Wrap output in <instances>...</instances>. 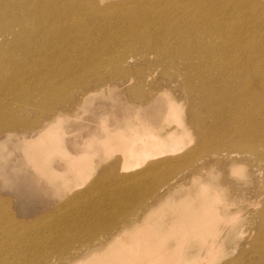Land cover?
<instances>
[{
    "label": "rangeland",
    "instance_id": "obj_1",
    "mask_svg": "<svg viewBox=\"0 0 264 264\" xmlns=\"http://www.w3.org/2000/svg\"><path fill=\"white\" fill-rule=\"evenodd\" d=\"M52 1L46 0V4ZM156 1L55 0L62 7L64 15L55 22L54 27L49 26L50 38L46 41L42 39L38 25L31 27L32 49L28 55L33 60L22 64L21 70L14 63L17 59L12 54L10 59L0 63V70L11 69L13 77L15 72L28 71L29 79L22 87L11 91L6 89L3 81L0 83V91L8 92L7 96L4 94L1 97L7 98L0 105L9 109L6 115H0L3 117L0 118V264L72 263L86 257L92 249L110 242L123 229L129 228L131 222H143V218L153 210V219L158 220L156 227L164 219L167 222H163L162 226L164 229L169 228L174 221V211L181 208V204L175 201L184 196V189L188 187L184 181L188 167L199 165L201 154L196 152L200 149L212 151L217 142H220L223 149L231 145L249 148V137L241 142L235 133L248 132L254 114H258L253 112L251 104H239L232 113V108L226 109L224 105L217 107L224 100L223 96L221 102L206 98L201 103L193 97L194 103H191L187 87L179 82V75L187 72L185 67H180L182 72H179L175 67H170L171 58L166 53L159 55L146 49L147 42L161 41L166 36H153L146 32L153 33L156 30L159 18L156 13L159 11L148 7L153 13L146 14L142 11V3L160 7V12L165 13L170 21L169 7L182 12L193 0ZM207 1L214 6L215 16L221 18V21L228 20L232 26L233 34L225 37L234 47L228 58L241 66L240 70L244 72L242 83L252 87L257 96L264 97V92L260 90L261 81H264V15L254 9V0H241V6H237L238 0ZM258 1L264 11V0ZM43 7L41 5V9ZM57 25L58 28L62 26L60 31L56 29ZM151 37L153 39L149 40ZM130 45H135L136 49H129ZM4 49L1 47L0 53L7 54ZM242 54H248L249 59H234ZM117 56L130 57L121 63L122 67L128 66L129 69L116 64L103 69L96 68L97 64ZM158 59H164L165 64L157 63ZM36 61L42 62L38 64L39 67H35V71H30L34 70L33 67L25 69V66ZM13 66H16L15 70ZM8 72L1 71L2 80ZM166 73L173 77H163ZM117 75L121 77L114 79ZM58 78H63V86L58 89L66 90L59 95L63 102L55 104L47 115L35 111V106H30L32 104L28 102L46 92L50 86L48 84H53ZM34 79L41 84L32 88L33 94L26 100V89L37 83ZM83 81L92 83L83 88ZM86 89L97 94L91 101L81 105L83 91ZM158 90L166 91L184 106V115L170 116L172 125L188 132L182 156L178 155L160 168H151L138 176L137 172L149 166L136 170L132 167L126 171L124 165L117 162V168L111 171L107 166L120 153H115L113 159L108 160L102 156L101 149H91L95 155L86 159L89 169L83 170L80 167L77 172H72L69 160L85 155L87 143L94 136L98 135L95 139H99L105 134L101 130L103 121L105 124L108 122L109 127L114 126L115 122L137 111L140 105L150 103ZM140 91L143 97L139 96ZM61 107L64 111L60 112ZM194 111L200 115H196L197 121L193 127L191 113ZM58 115L62 116L59 127L55 129L60 151L49 152V163L39 169L24 150L23 138L35 136ZM5 120L18 122L14 127H1ZM262 141L264 130L259 138L253 140L258 145L256 148H259ZM197 146L198 151L195 149ZM248 168L244 164L243 177L233 173L230 165L216 168L213 172V176L216 174L215 179L208 176L206 181L219 184L223 201L228 198L241 199V196H235V187L249 188L254 185V178L249 175ZM222 176H225V181H221ZM170 187H178L173 196L165 194ZM193 188V191L197 190L196 185ZM240 203L246 202L242 200ZM242 217L235 231L224 227L218 239L221 244L217 245L220 252L212 256L211 260L206 258L204 264H242L249 261L255 264L253 257L256 251L251 245L253 239L260 236L257 226L262 219L259 220L258 216L251 219L248 213ZM126 219L127 223L124 224ZM225 222L223 219L220 226L223 227ZM174 239H169V246L176 245ZM190 250L195 251L194 248ZM172 251L173 248L170 253H175L176 248L175 252Z\"/></svg>",
    "mask_w": 264,
    "mask_h": 264
},
{
    "label": "bare ground",
    "instance_id": "obj_2",
    "mask_svg": "<svg viewBox=\"0 0 264 264\" xmlns=\"http://www.w3.org/2000/svg\"><path fill=\"white\" fill-rule=\"evenodd\" d=\"M166 1L168 2V0H157L156 3H165ZM242 3L241 0H238L237 6H241ZM253 4L254 9L264 15L261 5L259 6V1L254 0ZM41 5H44L43 9H41ZM142 5V11L146 14L153 13L148 7H153L154 10L159 11L156 13L159 16L156 21V30L153 33L151 31L146 32L153 34V36H166V39L161 41L147 42L149 49H146H151L159 55L166 53L171 58L170 67H175L179 72H182L180 67H185L187 72L179 75V82L184 83L187 87L191 103H194L193 97L202 103L206 98H213L221 102L223 96L224 100L217 107L224 105L226 109L232 108L233 113L239 104L243 106L251 104L253 112H258V114H254V120L252 119L251 124L248 125V132L236 131L235 133L236 138L241 142L244 138L249 137L250 146L245 149L231 145L229 148L223 149L220 142H217L216 148L212 151L207 152L205 149H200L199 152H196L201 154L199 165L188 167V172L184 178L188 187L184 189V196L175 201L181 204V208L174 211L172 217L174 221L169 228L164 229L162 226L163 222L166 221L164 219L162 222L159 221L160 226L156 227L158 220L153 219L155 211L152 209L153 211L148 212V216L143 218V222L142 220L131 222L129 228L123 229L110 242L92 249L85 255L86 257L78 258L69 264H204L206 258L211 260L212 256L220 252V247L217 245L220 243H218V239L224 227L229 228L230 231H235L244 213H248L251 219H255V216H258L259 220L262 219L257 226V232L260 236L253 239L251 248L256 251L253 257L255 264H264V142L262 141L259 148H256L258 145L253 142L255 138H259V134L264 130V97L257 96V92L252 87L242 83L244 72L240 70L241 66L228 58L234 51V47L225 37L228 38L233 34L232 26L228 20L221 21L219 20L221 18L215 16L214 6L207 0H193L188 7L187 5L184 7L187 9L182 12H176L174 7H169L168 16L172 18L170 21L165 13L160 12V7L155 8L157 6L154 4L142 3ZM61 8L55 3V0L50 4H46V0H0V48L4 47V51L7 53H0V63L2 60L10 59V54L14 59H17L14 63H17L16 66L19 70L22 69V64L32 61L33 59L28 55L31 54L32 49L31 27L38 25L39 31L43 35L42 39L48 40L50 38L49 26L54 27L55 22L64 15ZM225 10L229 11V9ZM56 29L60 31L62 26L58 28L57 25ZM14 36H16V41ZM152 39L151 37L149 40ZM128 47L129 49H136L135 45ZM246 48L248 47L246 46ZM137 55L140 56L141 54ZM129 58L117 56L97 64L96 68L103 69V67L111 64L122 67L121 63L126 62ZM239 58L246 61L249 59L248 54L234 57L235 60ZM136 59L138 58L136 57ZM159 59L156 60L157 63L165 64V62L163 63L164 59ZM41 62H31L25 66V69L33 67L34 70L30 71H35V67H39L38 64ZM16 66H13L14 70ZM122 68L129 69L128 66ZM1 71L5 73L9 71L3 80L0 75V83L3 81L2 84H5L9 91L22 87L29 81L28 71L26 73L20 71L17 74L15 72L14 77L9 68L8 70H0V73ZM120 77L121 75H117L114 79ZM163 77L171 78L173 75L166 73V76ZM34 80L37 82L36 79ZM62 81L63 78H58L56 82L53 81V84H48L50 86L46 92L39 97H33L28 102L29 105L32 104L30 106H35V111L43 112L45 115L51 113L55 104L63 102L59 95L66 90L65 88L58 89L59 86H63L61 85ZM91 83V81H83L82 86L84 88L90 86ZM40 84L41 82H37L29 86L24 98L27 100L33 94L32 88ZM260 90L262 93L264 92V81H261ZM9 93L11 94V92ZM4 94L7 96L8 92L0 91V104L7 98H1ZM96 94L97 92H90V89H86L83 91L82 102H79L82 105L91 101ZM138 94L144 96L141 91ZM146 104L140 105L139 109L135 110L133 114L131 113L128 118L115 122L114 126L109 127L108 122L105 124L103 121L101 130L105 134L99 139H95L98 135L94 136V139L87 143L86 150H84L85 155L82 153L83 156H78L76 159L73 157L74 160H69L72 172H77L80 167L83 170L89 169L86 159L94 157L95 154L92 151L95 149H101L102 156L108 160L113 159L115 153H120L111 164H108L107 168L111 171H115L117 162L122 163L126 171L132 167L136 170L148 165L149 168L136 173L138 176L151 168H160L178 155L182 156L181 152L186 149L185 138L188 136V132L184 128L172 125L170 116L184 115V106L169 93L162 90H158L151 102ZM62 109L60 112L64 111ZM8 112V107L0 105V115H6ZM60 115L35 136L23 138L24 150L31 161H35L34 164L39 169L49 163L50 160L47 158L49 152L60 149L57 145L59 139H57L58 135L55 130L59 127L58 124L62 118ZM196 115L199 116L200 114L196 111L191 113L193 127L196 125ZM0 118L3 117L0 116ZM17 122L16 120H5L1 127L8 125L14 127ZM243 128L245 129L244 126ZM101 130L100 133H102ZM100 139H104V141ZM195 149L198 151L199 147L197 146ZM62 152L61 154L64 155L63 150ZM130 160L134 161L131 162ZM244 164L249 167V175L253 176L254 185L249 188L236 186L234 194L241 196V199H237V201L227 197L228 199L223 201L221 189L218 188L219 184H212V181H206V178L210 176L212 180L215 179L214 170L229 165L233 173L243 177L245 174L242 170ZM79 180L80 178H78ZM221 181H225V176H222ZM194 185L197 186L195 191H193ZM176 188L178 187H170L165 194H172L173 196L176 194L174 192ZM242 200L246 203H240ZM223 219L226 224L222 227L220 222ZM125 223H127V219ZM228 225L230 226L228 227ZM170 238H175L176 245L174 247L168 244ZM172 248V252H175L174 248H176V252L173 254L170 253ZM193 248L195 251L190 250ZM203 250L205 255H203ZM97 258L99 259L96 260ZM250 263L251 261L242 264Z\"/></svg>",
    "mask_w": 264,
    "mask_h": 264
}]
</instances>
